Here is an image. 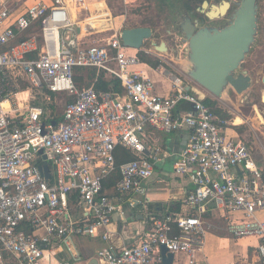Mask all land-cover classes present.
<instances>
[{
    "label": "built area",
    "instance_id": "obj_1",
    "mask_svg": "<svg viewBox=\"0 0 264 264\" xmlns=\"http://www.w3.org/2000/svg\"><path fill=\"white\" fill-rule=\"evenodd\" d=\"M25 1L0 0V264H91L74 243L85 236L106 242L95 255L98 264H164L162 246L184 253L187 264H201L210 207L234 238L258 239L264 264V171L248 141L228 135V122L187 91L183 78L172 75L168 95L155 93L138 68L147 65L138 50L131 53L121 43V29L79 39L70 8L86 0ZM77 68L116 77L122 91L79 88ZM50 93L67 97L60 112ZM182 127L189 135L173 173L192 183L184 197L187 211L159 217L144 209L148 230L131 244L116 245L108 228L113 215L123 217L126 202L144 203L135 195L145 193L155 164L167 156L155 131ZM119 146L134 158L117 168ZM116 168L113 200L103 189Z\"/></svg>",
    "mask_w": 264,
    "mask_h": 264
},
{
    "label": "crops",
    "instance_id": "obj_2",
    "mask_svg": "<svg viewBox=\"0 0 264 264\" xmlns=\"http://www.w3.org/2000/svg\"><path fill=\"white\" fill-rule=\"evenodd\" d=\"M32 2H36V1L26 0L24 4L26 5ZM97 2H103L106 5V8H109V6L104 0L103 1L97 0L95 3ZM50 3H52V0L48 4ZM89 5H93V4H88V2L86 1V5H84L85 10L87 11L89 10ZM77 7L78 6H76V8L75 7L70 8V12L72 13L71 14L72 18L74 17L73 20L76 23L75 26L76 34L80 36L79 39L88 42L91 38H93L94 35L98 33L100 34L102 32H98L99 30L92 32V30H94L95 28H100V26L95 27L96 26V22H95V26L91 27L87 19L92 15L85 18L84 15L86 14V12H83V16L80 17L79 14L77 15V12L79 13V9H77ZM91 13L94 12L92 11ZM116 18L118 17L117 16L113 17L112 14L110 13L108 26L106 27L103 26L101 27L100 30L116 31L118 28H120V27H115ZM100 37L104 38L105 36H100ZM145 49L151 50L153 53H155L154 52L155 50L152 47ZM140 50L143 51V47ZM173 51L174 50H172V47L171 48L169 47V51H168L169 53L165 54L166 58H168V54L169 55L171 54L173 55V57H170L169 59L170 61L180 62L178 58L175 57ZM146 54L155 58H159L163 56L162 53L161 55H156L151 53H146ZM179 67L182 70H184V67L181 66ZM138 68H142V70H144L147 73V75L151 78V80L154 81L155 84H157L154 87L155 93L162 96H166L170 93L172 86V75H174L172 72H170V70L162 68V65L157 66L155 68L149 65L146 66L141 65L138 66ZM180 73L178 75L179 77L181 78L186 77L184 73L181 74ZM183 79L187 81L189 78L188 79L183 78ZM230 94H232L231 90H229L221 98L215 99L214 97L211 96L209 98L215 102V105L217 102L218 105L216 107L219 108L224 114L228 115L227 117H223L217 114L218 116L224 118L228 122L226 126L227 134L234 138L236 137L243 138L241 135L238 134L236 128L238 129L241 126H244L247 123V119L244 118V116H240L234 113L235 107L237 106L234 105V100H232ZM236 95L239 97V94L235 93V96ZM235 116H240L243 119V122L241 124H233L232 121L235 118ZM262 127L264 129V124L259 125V128L262 129ZM188 135H189V130L186 127H182L179 130L171 131L169 133H165L162 131H155L154 138L156 139L157 143L164 148L165 152L167 153V156H165L162 160H160L158 163L155 164L153 176L145 182V193L139 196L135 195V197L144 200V203L138 204L136 206H130L129 203L126 202V204H128L129 207H126L125 209L126 211L124 212L123 217H120L118 214L113 215L111 224L108 227L109 230L113 233V236L111 238L113 243H115L116 245L131 244L137 239L139 235L143 234L148 230L149 222L147 220V216L145 214L144 209H148L152 214L157 215L159 217L165 216L167 214H171V215L184 214L187 211V208L184 205V197L188 193V191L192 188V183L188 178L179 177L173 173V163L177 158V153L185 146L188 139ZM261 150H262L260 152L261 157H256L257 155L255 154V152H253V154L255 156L254 157L255 160L263 168L264 171V148ZM115 172H113L112 174H114ZM108 180L104 185L103 194L109 196L113 200H116L117 198H116L115 186L113 188L109 184ZM211 217H216V219L222 220V222L225 221L223 219V216L219 213L217 209H215L214 207H210V210L205 215V220L207 222V227H208L207 230H211L210 226L215 225L210 220ZM80 238H84V239L89 238L91 242L88 245L80 244L78 238H76L74 243H75V247L79 251V254L83 257V259H87L88 257L91 258L92 259L91 264H98L97 260L95 259V255L99 249L103 248L106 245V242L99 236L98 237L85 236ZM250 238H253L254 247L248 245L245 248L241 244L236 243L234 246L240 245L239 249L236 248V250H238L237 253L232 252L233 250H231V252H228L229 254H231L229 258L215 260V261L212 260L218 256V253L212 251L209 255H207L205 251L207 243H204L202 253L198 254V260L200 261L201 264H220L219 263L220 261H223L222 264H260V259L257 252L258 239L255 237H250ZM232 240L234 241L233 238ZM186 260L187 257L184 253H175L173 254V259L171 264H187ZM80 264H85V262L84 263L82 262Z\"/></svg>",
    "mask_w": 264,
    "mask_h": 264
},
{
    "label": "rangeland",
    "instance_id": "obj_3",
    "mask_svg": "<svg viewBox=\"0 0 264 264\" xmlns=\"http://www.w3.org/2000/svg\"><path fill=\"white\" fill-rule=\"evenodd\" d=\"M34 1V0H27ZM37 1V0H35ZM49 3L51 0H38ZM89 5V10H85L84 5L78 6L80 17L83 16V12H86L84 17H89L88 23L96 22V26H100V28H95L92 32L98 31L102 33H98L94 35V37L105 36L108 37L114 30H100L101 27L108 26L110 13L113 17H118L115 20V27H120L119 29L128 28V27H136V26H149L153 30L154 36L146 40L143 44L144 48L151 47V41L159 42L165 41L167 45L172 47L174 50L175 56L178 57L180 62L170 61V57L173 55L168 54V58H166L165 53H162L163 56L159 57L160 65L162 68L170 70L174 75L178 76L179 73H184L179 66L185 67V44L182 41V35L176 30V11L178 8V2L180 0H104L109 8H106V5L103 2H97V0H86ZM103 1V0H98ZM186 2V0H185ZM101 3V4H99ZM193 2H188L187 5L192 7V12L194 15L202 17V21L204 24H222L227 20V16L221 17L219 19L208 20L203 14H196L195 10L200 5L195 4ZM259 35L257 38V42L252 48L251 53L245 59L241 70H246L252 77V86L248 89L244 94H240L239 97L235 93L230 94L232 100H234L235 112L240 116H244L247 119V123L240 128H236L238 134L241 135L248 143L253 147V152L257 155L256 157H261V149L264 147V129L262 127L259 128V124L254 121L255 116V107L259 110L260 114L264 118V103L262 102V94L264 92V86L262 85L260 79L264 73V0H259ZM175 5V6H174ZM180 6V5H179ZM94 13H91L92 11ZM96 10V12H95ZM182 14V9L178 10ZM110 12V13H109ZM103 16V17H101ZM83 17V18H84ZM93 18V19H92ZM132 53L135 50L129 49ZM157 52V51H156ZM160 53V52H159ZM180 59H179V56ZM180 73V74H181ZM185 75V73H184ZM183 77V76H182ZM188 79V77H183ZM188 83L191 85V92L197 97L204 98L214 97L211 94L207 93L203 90L198 84L188 79ZM154 87L155 84L153 81ZM216 99V97H214ZM54 102L56 103V108L60 112L65 104L67 97L65 95H54ZM218 103L216 102V106ZM220 105V104H219ZM240 116H235L232 123L233 124H241L243 119ZM255 157V156H254ZM231 215L230 213H227ZM222 219V218H221ZM210 220L215 224L211 225V230H206L205 243L206 244V254L209 255L212 251L218 253V256L214 258L212 261L227 259L231 256L228 252L237 253L240 245L234 246L236 243L241 244L245 248L249 245L254 247L253 238L250 237H242V238H234L227 231V222L216 219V217H211ZM212 223V224H213ZM234 239V241L232 240ZM82 239V240H81ZM207 239V242H206ZM80 244L88 245L91 240L89 238H78ZM238 246V247H237ZM94 254V253H93ZM3 259L5 262L12 263V256L8 252H3ZM220 264L223 261L219 262Z\"/></svg>",
    "mask_w": 264,
    "mask_h": 264
},
{
    "label": "water",
    "instance_id": "obj_4",
    "mask_svg": "<svg viewBox=\"0 0 264 264\" xmlns=\"http://www.w3.org/2000/svg\"><path fill=\"white\" fill-rule=\"evenodd\" d=\"M258 2L259 0H200L193 4L200 5L195 13L203 14L208 20L227 16V20L220 25L204 24L202 17L193 14L190 5H187L190 9L181 14L178 10L186 5L187 0H180V6L175 7L178 8L176 30L182 35L185 44L184 73L216 98L223 97L229 90L239 95L244 94L252 86L251 75L246 70H241V67L259 35ZM119 36L125 47L140 50L144 42L154 34L149 26H136L121 29ZM151 47L166 54L169 53L170 46L165 41H151ZM260 81L264 85V74ZM183 84L187 91L192 90L189 83ZM38 168L45 178L50 177L46 164L38 165ZM161 255L164 264L172 263L173 254L167 253L164 246L161 247Z\"/></svg>",
    "mask_w": 264,
    "mask_h": 264
},
{
    "label": "trees",
    "instance_id": "obj_5",
    "mask_svg": "<svg viewBox=\"0 0 264 264\" xmlns=\"http://www.w3.org/2000/svg\"><path fill=\"white\" fill-rule=\"evenodd\" d=\"M187 1L196 3L197 1H200V0H187ZM182 9H184L182 10V13H183V12H186L190 8L187 6V3H186V5ZM137 55L140 61L146 63L147 65L151 67L155 68L160 64V61L158 58L152 57L146 54L142 50H138ZM18 79L20 81V84L23 87L28 86V82L26 81L25 78H23L22 76H19ZM74 80L79 86V88L92 86L96 91H107V92H114V93H120L122 91L120 81L116 77L108 76L104 74L103 72H100L96 75V70L94 68H89L87 70H82L81 68H77L76 74L74 76ZM50 96L51 98L54 97V95L51 93H50ZM203 102L206 105H208L215 114H218L223 117L228 116L224 114L219 108H217L215 105V102L211 100L210 98H204ZM114 156H115V164L117 168L119 164L134 158L126 149L120 146L116 147V149L114 150ZM117 168L114 174H111V176L107 177L104 180V185L106 181L109 179L108 180L109 184L114 188L116 181L120 178V173Z\"/></svg>",
    "mask_w": 264,
    "mask_h": 264
},
{
    "label": "bare ground",
    "instance_id": "obj_6",
    "mask_svg": "<svg viewBox=\"0 0 264 264\" xmlns=\"http://www.w3.org/2000/svg\"><path fill=\"white\" fill-rule=\"evenodd\" d=\"M80 6H82V5H80ZM74 18V17H73ZM93 19V18H92ZM89 25L91 26V27H94L95 26V22H91V23H89ZM262 96H263V98H262V101H263V103H264V92H263V94H262ZM255 116H254V121L257 123V124H259V125H263L264 124V118L262 117V115L260 114V112H259V110L255 107ZM126 207H129L128 206V204H124L123 206H122V210H123V215H124V212L126 211L125 209H126Z\"/></svg>",
    "mask_w": 264,
    "mask_h": 264
}]
</instances>
